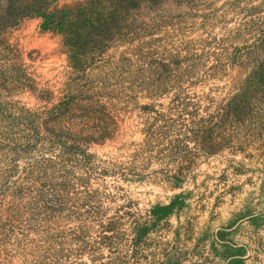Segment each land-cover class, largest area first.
I'll return each instance as SVG.
<instances>
[{
  "label": "trees",
  "instance_id": "1",
  "mask_svg": "<svg viewBox=\"0 0 264 264\" xmlns=\"http://www.w3.org/2000/svg\"><path fill=\"white\" fill-rule=\"evenodd\" d=\"M171 1L0 0V264H144L151 235L188 205L192 193L183 189L197 160L224 150L264 156L261 6L229 2L244 19L218 36L190 5L201 35L179 41L185 24L157 14ZM26 19L61 39L67 66L58 91L38 81L11 43ZM132 113L141 143L125 160L91 152ZM150 183L181 192L152 206L148 219L133 217L127 251L115 254L112 218L131 212L118 206L105 221L101 198L114 202L124 186ZM93 229L99 237L90 242ZM225 233L212 241L215 256L243 264ZM162 264L186 262L173 249Z\"/></svg>",
  "mask_w": 264,
  "mask_h": 264
},
{
  "label": "rangeland",
  "instance_id": "2",
  "mask_svg": "<svg viewBox=\"0 0 264 264\" xmlns=\"http://www.w3.org/2000/svg\"><path fill=\"white\" fill-rule=\"evenodd\" d=\"M76 1L81 0H59V5H70ZM231 1L175 0L164 4L157 14L174 18V24H185L184 35L176 39L195 40L201 35V19L194 18L192 11H188V6L192 5L199 15L207 19L206 30L219 36L244 19L240 14L230 11L228 3ZM251 5H260V16H264V0H242L241 8ZM174 29L177 27L169 31L173 32ZM10 40L19 49L38 81L41 84L48 83L53 90L58 91L67 66L60 37L43 32L38 19H26L11 32ZM202 90L207 89H197ZM17 99L29 107L36 106V102L27 95ZM139 129L136 113H132L125 117L119 135L114 140L93 146L91 152L99 157L125 160L141 143ZM157 168L152 165L148 170L152 172ZM236 170L244 171L240 173ZM124 189L126 194L120 192L114 202L102 197L100 204L104 212L103 219L114 217L118 206H127L131 212L130 217L122 216L123 211H120V218H112L115 224L112 236L115 254H125L127 251L133 217L148 219L152 206L167 205L174 194L181 192L171 191L160 183L124 186ZM187 190L191 191L192 196L188 205L179 212V218L171 217L167 225L149 238L144 264H162L165 254L173 249L185 259L186 264H223L212 248V241L218 232H226L225 240L234 252H240L243 264H264V156L250 161L224 150L212 158H200L183 189ZM110 192L113 191L109 189ZM91 232L90 242L98 241L97 230ZM216 247L220 252L223 251ZM105 255L107 259L111 257Z\"/></svg>",
  "mask_w": 264,
  "mask_h": 264
}]
</instances>
